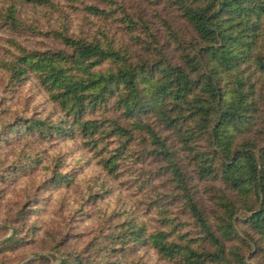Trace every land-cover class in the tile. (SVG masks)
Here are the masks:
<instances>
[{"label":"trees","instance_id":"1","mask_svg":"<svg viewBox=\"0 0 264 264\" xmlns=\"http://www.w3.org/2000/svg\"><path fill=\"white\" fill-rule=\"evenodd\" d=\"M23 1L41 5L50 0ZM169 2L179 11L187 29L186 37H178L181 45L176 57L168 56L162 45L155 49L146 47V53L136 55L113 46L107 36L58 33V49L24 50L4 67L6 86L35 80L47 89L62 113L53 122L29 117L24 109H11V119L1 124L0 142L6 147L14 143L16 146L10 159L3 155L0 160V181L17 173L20 164L26 172L41 164L46 178L70 186L74 176L62 172L59 157L49 153L45 159L38 150H31L27 140L78 137L92 152L100 171L92 176L97 189L89 186L82 192L77 207L81 211L85 204H91L97 190L109 192L101 179L117 174L125 154H136L140 161L142 151L136 153L130 145L144 141L165 172L170 173L175 189L172 198L181 202L183 213L191 218L199 234L198 239H187L183 234L174 236L181 221L174 214L169 215V207L156 216L152 214L150 220L134 208L113 210L99 218L97 224L101 240L95 241L97 248L93 252L99 261L67 250L60 252L59 264H141L132 256L139 247H150L163 258L183 264H250L245 261L242 248L234 245L237 231L233 217L238 202L249 213L241 232L254 242L250 232L264 239V139L256 144L250 133L244 135L241 128L254 120L253 112L264 104V0ZM85 8L95 15L108 14L94 5ZM12 14L10 8L8 20ZM125 18L128 25L135 22L128 15ZM106 63V67H101ZM111 99L121 110L118 116L103 122L87 118L89 112ZM149 111L162 123L160 127L140 118ZM167 130L172 132L171 139ZM41 152L48 153L45 149ZM185 157L199 179L218 176L232 193L217 189L213 223L192 192V176L185 171ZM23 209L24 206L13 218L21 225L13 227L11 235L0 243V253L25 244L20 227L26 225L29 217ZM30 228H36L35 223ZM262 251L259 264H264V248ZM33 261L47 259L37 257L20 264Z\"/></svg>","mask_w":264,"mask_h":264},{"label":"rangeland","instance_id":"2","mask_svg":"<svg viewBox=\"0 0 264 264\" xmlns=\"http://www.w3.org/2000/svg\"><path fill=\"white\" fill-rule=\"evenodd\" d=\"M86 5L97 6L108 14H92L85 8ZM10 8L13 9V14L8 20ZM125 15L135 22L128 25ZM78 32L95 33L97 37L107 36L112 39L113 46L128 49L137 53L136 55L146 53V47L155 49L162 45L168 56L173 55L172 57H176L178 46L181 45L178 37L187 36L184 19L169 0H50L41 5L23 0H0V128L2 122L11 119V109L14 107L24 109V114L29 117L47 118L53 122L59 119L61 109L50 98L45 87L30 79L21 85L6 86L4 67L11 59L18 57L21 51L58 49V33L76 35ZM107 65L106 63L101 67ZM119 111L121 110L114 106L111 99L86 116L103 122L108 121L109 117L118 116ZM153 113L149 111L140 118L147 119L146 122L154 127H160L162 123ZM253 113L254 120L241 128L244 135L250 133L256 144L262 143L264 104H260L258 111ZM106 124L108 123L104 122ZM165 133L170 139L173 137L169 130ZM137 142H130V146L136 153L142 151L140 161L136 154H125L117 174L104 175L101 179L109 192L97 190L98 194L91 200V204H85L79 211L77 207L82 201V192L93 186L92 176L100 172L92 152L87 150V146L78 137L56 136L43 142L28 138L27 144L31 150H38L45 159L49 153L57 155L62 172L73 174V183L70 186L53 183L46 178L42 169L44 165L41 164H37L29 172L20 164L17 173H11L4 181H0V243L11 235L13 227L21 225L14 222L13 218L22 206L27 212L26 217H29L26 225L20 227L25 244L1 252L0 264H20L37 257H46L47 261H33L32 264H59L62 260L60 252L67 250L82 252L87 257H92L93 262L99 261V256L96 257L93 252L97 248L95 241L101 240L97 224L99 218L113 210L134 208L144 219L150 220L152 214L156 216L165 207H169V215L174 214L176 220L181 221L176 226L174 236L183 234L187 239H198V230L191 218L184 214L181 202L172 198L175 189L170 173L161 167L162 163L149 145L143 144L144 141ZM15 146L16 143L6 147L4 142H0V160L3 155L10 159ZM42 149L48 153L41 152ZM255 153H258V149H255ZM183 161L185 171L192 176L190 183L195 199L206 211L208 221L213 223V216L217 212L214 210L217 189L228 195L232 193L219 181L218 176L212 174L207 179H199L188 157L183 158ZM44 178L47 180H43ZM92 189L97 188L93 186ZM162 202L164 205H161ZM148 203L153 205L148 206ZM146 207H150L149 210ZM237 207V213L233 217L237 231L234 245L242 248L246 262L259 264L264 239L250 232L254 242L241 232L246 228L244 220L249 213L239 202ZM32 223H35L36 228H30ZM152 223L155 225L156 222L152 220ZM132 256L141 264H183L175 259L163 258L150 247H139Z\"/></svg>","mask_w":264,"mask_h":264}]
</instances>
